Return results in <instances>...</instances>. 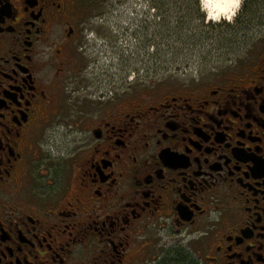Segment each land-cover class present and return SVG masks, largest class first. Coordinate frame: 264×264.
Wrapping results in <instances>:
<instances>
[{"label":"flooded vegetation","instance_id":"flooded-vegetation-1","mask_svg":"<svg viewBox=\"0 0 264 264\" xmlns=\"http://www.w3.org/2000/svg\"><path fill=\"white\" fill-rule=\"evenodd\" d=\"M251 1L261 50L152 85L147 41L82 49L99 0H0V264H264V0ZM55 118L75 136L66 158L39 142Z\"/></svg>","mask_w":264,"mask_h":264},{"label":"rangeland","instance_id":"rangeland-1","mask_svg":"<svg viewBox=\"0 0 264 264\" xmlns=\"http://www.w3.org/2000/svg\"><path fill=\"white\" fill-rule=\"evenodd\" d=\"M96 5L95 15L101 16L102 13L108 11L116 2H125L123 0H99ZM131 1H126V5L122 8H116L119 17L112 16L107 19L116 20L122 23L128 17L126 6H130ZM170 3V6L167 4ZM158 5H166V9H170L168 21H166L165 36L162 38L161 32L157 27V23L153 22L148 28V36L152 38V43H161V50H150V59L146 62V77L150 78L153 85L158 79L166 80L172 83H183L193 79L200 72L209 71L214 64L226 62L227 58L237 57L242 54L239 50H261L257 47L258 28L255 16L258 10L252 1L242 0L241 6L235 16L231 19L222 18L220 22L210 20L208 12L205 10L203 0H162L157 2ZM108 14V13H105ZM102 14V17L103 15ZM115 15V13H114ZM253 16V23L248 28V34L243 36L231 35L234 22L238 19L250 20ZM259 17V15H258ZM180 28L181 31L178 30ZM100 36L109 41H114L113 36L105 31ZM257 36V38H256ZM241 37V38H240ZM95 43L87 45L88 50H101L103 47L102 40L95 36ZM146 37L144 38V41ZM119 42V40H116ZM157 47L158 45L155 44ZM224 50H232L225 53ZM136 55V53H135ZM135 55L134 58H135ZM137 61V60H136ZM135 61V62H136ZM105 62H107L105 60ZM139 63H143L138 60ZM116 66V59L112 61ZM116 69L112 68L111 70ZM137 72V65H135ZM96 76V73L94 77ZM67 119L55 118L52 123L43 129L40 133L39 142L43 143L45 153L52 156L66 158L68 151L73 147L74 135L69 131L65 122ZM67 131V132H66ZM72 144V146H71ZM66 159H60L64 162Z\"/></svg>","mask_w":264,"mask_h":264},{"label":"bare ground","instance_id":"bare-ground-1","mask_svg":"<svg viewBox=\"0 0 264 264\" xmlns=\"http://www.w3.org/2000/svg\"><path fill=\"white\" fill-rule=\"evenodd\" d=\"M205 2L206 0H203L204 3V7H205ZM210 2L212 3H216V2H220V3H228L230 5H233V7L231 8V10L228 13H222L219 18L215 17L214 15H210V9L205 7V10L208 12L209 18L210 20H214L216 22H220L222 18L225 19H231L233 16L236 15L238 9L241 6V2L242 0H210Z\"/></svg>","mask_w":264,"mask_h":264},{"label":"clouds","instance_id":"clouds-1","mask_svg":"<svg viewBox=\"0 0 264 264\" xmlns=\"http://www.w3.org/2000/svg\"><path fill=\"white\" fill-rule=\"evenodd\" d=\"M205 7L211 10L210 15H214L215 17L219 18L222 13H228L233 5L220 2L212 3L210 0H206Z\"/></svg>","mask_w":264,"mask_h":264},{"label":"trees","instance_id":"trees-1","mask_svg":"<svg viewBox=\"0 0 264 264\" xmlns=\"http://www.w3.org/2000/svg\"><path fill=\"white\" fill-rule=\"evenodd\" d=\"M157 2H162V0H157ZM168 6H170V3L167 4ZM159 6V10H160V13L164 15L165 17V22L168 21V18H169V7L168 9H166V5H158ZM167 24V23H166Z\"/></svg>","mask_w":264,"mask_h":264}]
</instances>
